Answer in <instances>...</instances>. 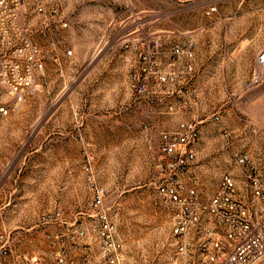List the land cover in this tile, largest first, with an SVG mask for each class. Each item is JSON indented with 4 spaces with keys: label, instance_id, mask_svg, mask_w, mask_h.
<instances>
[{
    "label": "rangeland",
    "instance_id": "374dc122",
    "mask_svg": "<svg viewBox=\"0 0 264 264\" xmlns=\"http://www.w3.org/2000/svg\"><path fill=\"white\" fill-rule=\"evenodd\" d=\"M60 1L67 27L47 25L32 7L21 12L19 24H30L46 52V73L0 127V231L15 228V244L24 248L31 236L40 240L31 225L44 215L56 223L50 215L57 211L72 223L103 186L104 208L126 249L152 264L171 213L160 193L166 131L182 120L200 122L195 173L207 194L235 170L228 143L248 152L264 179V0ZM188 36L197 41L204 89L170 110L178 96L155 73L169 47ZM216 112L233 134L229 141L210 119Z\"/></svg>",
    "mask_w": 264,
    "mask_h": 264
},
{
    "label": "built area",
    "instance_id": "2783aa9c",
    "mask_svg": "<svg viewBox=\"0 0 264 264\" xmlns=\"http://www.w3.org/2000/svg\"><path fill=\"white\" fill-rule=\"evenodd\" d=\"M29 7L47 25L68 26L60 0H0V127L13 105L42 86L46 73V52L34 39L30 24H19L22 10ZM216 11L213 5L205 13L211 17ZM66 54L73 50L66 49ZM201 59L197 41L188 36L169 47L163 65L158 61L157 83L179 99L170 103V110L185 101V94L204 89ZM258 63L264 65V51ZM257 79L255 74L248 84ZM210 119L226 140L233 137L221 125L220 113ZM199 123L182 120L163 134L160 193L170 203L171 213L160 256L152 264H161L162 259L163 264H264V179L254 172L249 153L228 143L229 165L235 170L225 171L213 193L207 194L195 173ZM105 193L103 186L95 187L92 207L78 213L72 223H63L62 211L50 215L57 221L54 224H47L44 215L43 223L28 228L40 229V240L31 236L24 248L15 244V228L1 230L0 264H141L126 249L116 220L104 208Z\"/></svg>",
    "mask_w": 264,
    "mask_h": 264
}]
</instances>
